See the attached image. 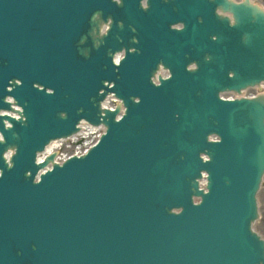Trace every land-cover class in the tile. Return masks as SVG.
Segmentation results:
<instances>
[{
  "label": "water",
  "instance_id": "obj_1",
  "mask_svg": "<svg viewBox=\"0 0 264 264\" xmlns=\"http://www.w3.org/2000/svg\"><path fill=\"white\" fill-rule=\"evenodd\" d=\"M90 1L31 0L26 11L27 0H0V109L22 117L0 116V264H264L263 243L250 231L264 172V96L217 95L264 81V14L247 4L229 6L237 28L215 14V4L227 8L219 0H151L147 10L135 0L110 7L99 0L86 36L79 27ZM108 9L121 11L139 44L147 34L139 56L147 48L165 51L159 56L167 58L171 77L154 86L148 59L138 65L130 56L116 71L92 59ZM167 20L183 28L170 30ZM188 58L197 60L196 70L186 69ZM100 89L123 101V120L116 124L118 110L105 111L100 144L34 183L52 158L34 163L49 139L73 132L80 118L99 122ZM174 113L181 120L173 122ZM213 125L220 126L222 144L203 140ZM108 143L110 151L102 148ZM203 146L206 165L198 159ZM176 148L187 152L173 155ZM7 149L14 151L10 165L2 157ZM109 154L116 161L83 169L93 155ZM202 168L208 193L193 184L202 201L192 206L190 182ZM87 172L98 181L90 183ZM69 186L72 196L64 190Z\"/></svg>",
  "mask_w": 264,
  "mask_h": 264
},
{
  "label": "rangeland",
  "instance_id": "obj_2",
  "mask_svg": "<svg viewBox=\"0 0 264 264\" xmlns=\"http://www.w3.org/2000/svg\"><path fill=\"white\" fill-rule=\"evenodd\" d=\"M257 203L259 210V219L254 224V230L261 236L264 240V179L262 181L259 195H257Z\"/></svg>",
  "mask_w": 264,
  "mask_h": 264
},
{
  "label": "bare ground",
  "instance_id": "obj_3",
  "mask_svg": "<svg viewBox=\"0 0 264 264\" xmlns=\"http://www.w3.org/2000/svg\"><path fill=\"white\" fill-rule=\"evenodd\" d=\"M92 131H93L92 129L87 127L83 134L87 133L91 136V133H93ZM59 145H60V143L59 144L58 143L52 144L51 146H49L47 148L46 153H52V152L58 151L60 149Z\"/></svg>",
  "mask_w": 264,
  "mask_h": 264
},
{
  "label": "flooded vegetation",
  "instance_id": "obj_4",
  "mask_svg": "<svg viewBox=\"0 0 264 264\" xmlns=\"http://www.w3.org/2000/svg\"><path fill=\"white\" fill-rule=\"evenodd\" d=\"M232 1L239 2L242 0H232ZM250 1L264 9V0H250Z\"/></svg>",
  "mask_w": 264,
  "mask_h": 264
},
{
  "label": "clouds",
  "instance_id": "obj_5",
  "mask_svg": "<svg viewBox=\"0 0 264 264\" xmlns=\"http://www.w3.org/2000/svg\"><path fill=\"white\" fill-rule=\"evenodd\" d=\"M117 3H119V0H116ZM143 6L146 8L147 7V0H143ZM103 31H107V26L104 28ZM192 67H195L194 65Z\"/></svg>",
  "mask_w": 264,
  "mask_h": 264
},
{
  "label": "snow or ice",
  "instance_id": "obj_6",
  "mask_svg": "<svg viewBox=\"0 0 264 264\" xmlns=\"http://www.w3.org/2000/svg\"><path fill=\"white\" fill-rule=\"evenodd\" d=\"M115 3H116V5L120 6L122 4V0H119V3H117L115 0ZM137 103H140V101H137Z\"/></svg>",
  "mask_w": 264,
  "mask_h": 264
}]
</instances>
